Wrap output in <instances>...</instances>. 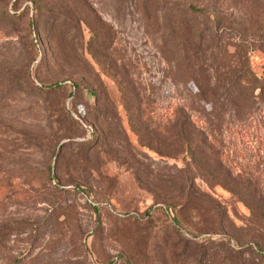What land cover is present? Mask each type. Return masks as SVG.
Segmentation results:
<instances>
[{"label": "rangeland", "instance_id": "rangeland-1", "mask_svg": "<svg viewBox=\"0 0 264 264\" xmlns=\"http://www.w3.org/2000/svg\"><path fill=\"white\" fill-rule=\"evenodd\" d=\"M39 1L0 0V264H152L165 241L166 264H264V0H188L206 9L192 16L209 28L196 49L190 24L169 30V1ZM93 25L109 33L100 59ZM238 44L248 95L206 100L213 53L224 72L245 58ZM61 79L80 87L41 88ZM184 114L212 145L204 166L178 137ZM185 237L215 250L184 252Z\"/></svg>", "mask_w": 264, "mask_h": 264}, {"label": "trees", "instance_id": "trees-1", "mask_svg": "<svg viewBox=\"0 0 264 264\" xmlns=\"http://www.w3.org/2000/svg\"><path fill=\"white\" fill-rule=\"evenodd\" d=\"M33 1L35 2L37 9H40L41 8L40 1L39 0H33ZM144 1L146 2L147 5L149 3L154 4V5H160L159 4L160 0H144ZM164 1H165L163 3L164 6H167V1H169V4L171 5L168 7V10L170 11L169 15L165 13V20H166L167 26L169 27V30L171 31V33L174 34L173 37L177 34V31H178L176 24L186 22L193 27L192 35H194V41H195V42L193 41V48L196 49L198 46H202L204 41L206 40V33L208 32L209 28L205 27L202 29L201 28L196 29V26L194 25L192 21V16L198 15L200 13L205 14L204 12L206 9L188 0H164ZM174 8H177V11L174 10ZM216 20H217L216 25L218 27H220L222 23L223 24L226 23L229 25V27L232 26L233 28L239 30L241 34L244 32L243 30H246L245 23H242L241 21H238L237 19L233 17L224 18L221 15H218ZM91 29H92V35L89 41V49L92 52L93 56L97 57V59H100L105 56L104 52L107 51L109 47V43H107L108 41H106V38L109 33H103L102 32L103 27L98 26V25L97 26L93 25V28L91 27ZM214 33L217 34L218 30L215 31ZM246 39L247 37H245V40ZM234 45L236 46V44ZM222 46L224 48V43H222ZM237 47H238L240 55H244L245 58H242L240 66L232 68L231 65L227 64L226 66H228V69L224 72H219L218 62H222L223 59L225 60L226 59L225 55L218 53L217 51L216 53L215 52L213 53L212 55L213 65L212 66L215 68L217 72L216 87H219V88L214 89V90L212 89L210 92L212 97L205 98L206 100L214 101V99L219 98L218 94L222 92L220 91V88H224V90L227 91L228 93L227 97L229 98L232 97L233 90L237 92L238 98H239L237 101L241 100L240 98L241 94L243 96L248 95L247 94L249 93L248 90L244 89L243 87H251L249 86V84H251L254 79V73L252 71V67L250 63L251 58L247 54V48L249 47H243L241 46V44H238ZM196 53L197 51L195 52V54ZM198 56L199 54L197 53L195 55L196 61L198 59ZM43 61H44V57L42 58L41 62L43 63ZM41 62L37 66H41L42 65ZM192 72L194 73L195 76H192V81L190 82L191 84L190 86H192L191 88L196 89L198 92H200L201 87H204V86L198 81L199 78L196 72L195 71H192ZM65 81L67 80L61 79L60 81H55L53 83H42L41 88L44 90L46 89L49 90L50 87H53L54 90L64 91V93L66 92V95H72L74 94L73 90L68 91V87L70 88L74 87L75 90L79 89L80 87L79 84L75 81H72L70 83L65 82ZM29 84H30L29 82L26 83V85H29ZM260 84L261 85L259 87H264V81H260ZM236 103L239 104L240 102H236ZM135 110L138 111L137 108ZM133 115L137 116V112L133 111L130 113L131 118L133 117ZM72 119L75 121L74 117H72ZM180 119H181V124L179 123V126L178 124H176L175 128L178 130V134H179L178 137L180 138L182 144L184 143L186 151L191 153L193 160L198 161L199 164H202V165L208 164L209 162L208 160H210L209 153L212 151V145L210 144L207 135L203 131L197 130V127L195 126L194 122L190 119L188 115L184 114L183 116H181ZM93 133H98V130L93 129ZM197 135H198V139L196 140L195 136ZM207 172L210 178H214L213 180H218L219 182L228 184V181H227L228 175H229L228 172H225L221 168H214V169L210 168L209 171ZM52 173H53V170L50 165L48 166V177L57 178L56 175L52 177L51 176ZM91 202L95 204L93 200H91ZM167 212L169 211L167 210ZM173 221H175V224H176L175 228L179 230L180 226H179L178 218L175 217ZM181 242L183 244L184 252H186L187 250L190 251V249H194V251L198 252L199 255L202 256L200 257L201 259L205 258L204 253H206L207 250H215V245H213L215 244V242L209 238L208 240L195 242L194 238L185 237L184 241H181ZM169 248L170 246L168 245L167 241H165L164 244L161 245V247L157 246L154 252V255H153V259L151 260L152 264H166L168 261L167 251ZM221 248H223V246H221ZM169 258H170V255H169ZM170 260L173 261L174 259L171 258Z\"/></svg>", "mask_w": 264, "mask_h": 264}]
</instances>
